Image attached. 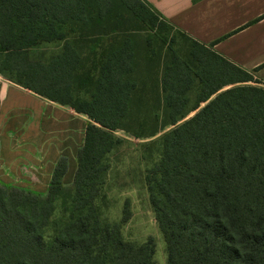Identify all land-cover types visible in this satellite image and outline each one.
<instances>
[{"label": "trees", "instance_id": "16d2710c", "mask_svg": "<svg viewBox=\"0 0 264 264\" xmlns=\"http://www.w3.org/2000/svg\"><path fill=\"white\" fill-rule=\"evenodd\" d=\"M169 28L144 0H0V75L88 118L69 185L65 156L44 193L0 182V264H154L151 240L121 235L128 201L119 223L96 201L113 133L170 127L144 178L166 264H264V89Z\"/></svg>", "mask_w": 264, "mask_h": 264}, {"label": "crops", "instance_id": "0c3cea01", "mask_svg": "<svg viewBox=\"0 0 264 264\" xmlns=\"http://www.w3.org/2000/svg\"><path fill=\"white\" fill-rule=\"evenodd\" d=\"M144 1L175 30L201 44L214 43L213 51L251 73L264 87V0ZM67 113L78 118L71 119ZM85 117L0 75V182L11 185L14 181L7 175H22L29 166L23 152L36 150L40 140L43 164L32 166L38 181L25 190L46 192L61 156L68 159L63 181L69 183L76 169V152L83 144ZM33 157L29 159L38 161ZM38 168L42 173L38 174Z\"/></svg>", "mask_w": 264, "mask_h": 264}, {"label": "rangeland", "instance_id": "374dc122", "mask_svg": "<svg viewBox=\"0 0 264 264\" xmlns=\"http://www.w3.org/2000/svg\"><path fill=\"white\" fill-rule=\"evenodd\" d=\"M166 33H168L165 35L167 38L175 37L178 43H182V37L174 28H169ZM162 34L164 35L165 32ZM155 35L154 32L143 33L145 38H152L157 49L159 41ZM59 51L60 45H47L34 48L29 53L32 59L48 60ZM257 86L264 89L260 84ZM194 113H190L187 118ZM67 114L71 119L78 118L75 114ZM85 118L83 121L87 124V117ZM171 128L173 127L167 128L154 137L145 139H137L123 130L115 131L113 135L120 140V143L107 157L108 170L105 175V183L96 201L101 219L109 223L121 221L124 204L128 201L130 218L121 224V235L125 241L137 245L151 240L154 249V264H166V247L149 204L144 178L147 170L160 158L161 147L158 144L160 136ZM35 147L36 150L23 152L24 157L27 156L28 158L25 165L29 166L22 170V175H10L11 177L7 175L9 179L14 181L10 186L25 190V188L34 186L33 184L38 181L35 176L36 171L32 169V166L39 167L41 165L42 167L43 164V147L40 140L35 144ZM33 156H36L38 161L29 159V157L33 159ZM37 171L38 174L42 173L39 168ZM69 184L66 183V185Z\"/></svg>", "mask_w": 264, "mask_h": 264}, {"label": "water", "instance_id": "95a60500", "mask_svg": "<svg viewBox=\"0 0 264 264\" xmlns=\"http://www.w3.org/2000/svg\"><path fill=\"white\" fill-rule=\"evenodd\" d=\"M203 105H204V104H203ZM193 115H194V114H193ZM193 115H192V116H193ZM187 119H188V118H187Z\"/></svg>", "mask_w": 264, "mask_h": 264}]
</instances>
